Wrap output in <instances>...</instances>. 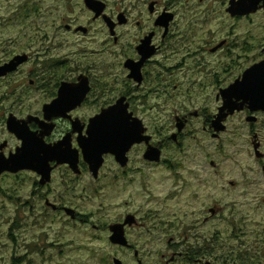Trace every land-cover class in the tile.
<instances>
[{
    "label": "flooded vegetation",
    "instance_id": "1",
    "mask_svg": "<svg viewBox=\"0 0 264 264\" xmlns=\"http://www.w3.org/2000/svg\"><path fill=\"white\" fill-rule=\"evenodd\" d=\"M99 1L105 5L102 14L82 0L77 16L72 5L61 14L58 0H0V163L21 167L4 170L0 188L14 179L11 190L22 194L30 187L43 213L84 222L75 200L89 196L94 184L107 178L131 198L142 190L151 193L159 169L167 180L161 202L166 208L146 216L153 220L150 230L164 231L165 239L157 240L165 241L166 251L146 257L130 242L129 229L145 218L137 214L125 225L130 245L120 247L134 252L135 264H218L220 257L201 249L203 227L214 224L217 237L224 226L236 238L247 236L253 219L249 195L264 184V107L247 102L233 112L222 110L223 90L264 61V35L254 45L252 34L241 42L233 29L203 44L192 31L175 37L178 14L158 9L157 1L154 12L148 6L149 20L135 22L126 11ZM259 5L248 15L226 12L234 22L251 21L264 15V1ZM165 11L175 15L169 29L156 23ZM233 101L240 106L243 99L235 95ZM116 106L127 127L122 128L123 155L118 160L105 153L95 177L83 150L94 119ZM150 146L160 150L159 160L146 157ZM170 150L183 157L168 158ZM57 151L67 160L54 158ZM29 159L40 168H22ZM168 172L175 181L170 195ZM168 199L184 203L182 216L168 215ZM175 230L180 233L168 235Z\"/></svg>",
    "mask_w": 264,
    "mask_h": 264
},
{
    "label": "rangeland",
    "instance_id": "2",
    "mask_svg": "<svg viewBox=\"0 0 264 264\" xmlns=\"http://www.w3.org/2000/svg\"><path fill=\"white\" fill-rule=\"evenodd\" d=\"M8 1L14 3L15 0ZM106 1L110 4V10L126 11L134 22L136 19L149 20L148 6L150 2L157 1L158 9L167 7L177 12L175 37L192 31L197 40L202 38L203 44L226 37L233 29L237 40L241 42L249 33L252 34L254 45H258L264 35V15L256 14L251 21L234 22L226 12L229 0ZM10 2L5 5L9 7ZM81 3L82 0H58L61 14L65 13L66 7L72 5L76 9L75 14L81 16L82 13L77 8ZM134 29L136 28H129L130 31ZM256 53L253 51V60ZM170 120L168 113V122ZM167 156L183 157L175 150H170ZM195 157L199 155L196 153ZM156 174L151 193L142 190L134 193L131 198L120 192L117 184L103 178L94 184L89 196L75 200L86 218L84 222L73 221L67 214L43 213V204L33 197L30 187L22 194H15L10 186V183H15L14 179L5 180L0 188V264H113L115 257L127 264H135L133 251L125 250L110 241V226L119 223V219L129 212L131 215L145 217L140 225L129 229L130 242L141 249L146 257H156L157 253L165 252V241L157 240L159 236L165 239L164 231L161 233L150 230V222L153 220L146 216L149 211L162 208L164 212L166 208V204L161 202L166 194L167 180L161 170L158 169ZM170 175L168 172V195L175 183L174 177ZM26 178L31 183V178ZM252 191L249 201L253 219L247 236L242 234L241 238H236L232 230L224 226L217 237L214 224L204 226L201 231L204 235L201 249L210 254L208 257H220L218 264H223L225 259L229 264H234L233 258L239 264H264V184ZM26 200L30 204L25 205ZM182 205L183 202L168 199V215L175 213L182 216ZM176 233H180V230L168 232V235ZM230 253L235 256L229 257L231 260L226 257Z\"/></svg>",
    "mask_w": 264,
    "mask_h": 264
},
{
    "label": "water",
    "instance_id": "3",
    "mask_svg": "<svg viewBox=\"0 0 264 264\" xmlns=\"http://www.w3.org/2000/svg\"><path fill=\"white\" fill-rule=\"evenodd\" d=\"M261 1L264 0H230L227 11L233 16L252 14L257 12L261 8L259 5ZM86 4L96 12L97 16L102 14L105 8V5L99 0H86ZM155 7L156 1H152L149 6L150 11L154 12ZM174 18L175 15L173 12L165 11L160 16V18H158L156 23L159 25H163L167 29H169L170 23L174 20ZM107 21L110 22V28L114 34L115 27L113 24H111V19L107 18ZM120 21H123V16H120ZM146 46H148V44H146L144 48H146ZM235 95H238L239 98L243 99V102L240 106H237L233 101V97ZM223 96L225 98V104L222 110L228 109L229 111L233 112L236 109L243 108L244 104L247 102H250L256 108L261 106L264 107V61L257 63L246 70L242 79L235 82L229 88L223 90ZM117 110V106L105 110L102 115L98 116L92 122L93 127L90 132L91 138L87 141V147L84 148L83 153L85 160L90 163L92 172L95 177H97L99 174V170L104 162L105 153L111 152L115 154L118 160L122 158L123 155L122 151L120 150L123 142H125V139L122 137V128L126 129L127 127L122 124L123 117L120 118L119 115H117ZM142 139L143 137L139 139L137 136L135 140L141 141ZM26 151L27 148L23 149L22 153L20 152L19 160ZM146 157L152 160H159L161 157L160 150L158 148L150 146L146 153ZM54 158L60 160L61 162L67 160L65 153L61 151H57ZM31 159L34 160L33 158ZM31 159H29L28 162L23 161L24 163L22 165V168L38 170L41 164L34 163ZM19 168L11 169V165H9V162L0 163V175L4 170L16 171ZM46 173L50 174V169ZM42 182H45V180H42ZM69 214L72 217H75L73 211H69ZM133 222L134 217L130 215L128 216V219L124 224H112L110 226V241L116 245L129 246L130 244L125 233V225L127 223ZM113 263L123 264V261L120 258L116 257L113 259ZM206 264L212 263L208 261L206 262Z\"/></svg>",
    "mask_w": 264,
    "mask_h": 264
},
{
    "label": "trees",
    "instance_id": "4",
    "mask_svg": "<svg viewBox=\"0 0 264 264\" xmlns=\"http://www.w3.org/2000/svg\"><path fill=\"white\" fill-rule=\"evenodd\" d=\"M229 258V257H228ZM233 258V257H232ZM229 260H231V258H229ZM233 260H234V264H239V263H237V260L236 259H234L233 258ZM224 263H226V264H229V261H227L226 259L224 260Z\"/></svg>",
    "mask_w": 264,
    "mask_h": 264
}]
</instances>
